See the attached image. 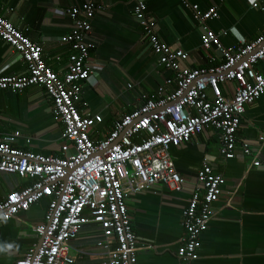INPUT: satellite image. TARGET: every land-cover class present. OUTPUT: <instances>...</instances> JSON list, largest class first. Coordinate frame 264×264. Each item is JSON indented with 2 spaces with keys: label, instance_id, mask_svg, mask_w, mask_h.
Masks as SVG:
<instances>
[{
  "label": "built area",
  "instance_id": "1",
  "mask_svg": "<svg viewBox=\"0 0 264 264\" xmlns=\"http://www.w3.org/2000/svg\"><path fill=\"white\" fill-rule=\"evenodd\" d=\"M127 1L158 63L173 75L157 89L155 97L143 95L137 108L116 120L109 133L96 141L91 140L90 132L103 120L97 114L81 113L79 106L84 85L95 74L89 63L93 46L86 38L98 5L90 1L65 11L71 22L64 38L70 54L62 74L47 66L39 44L0 14V40L25 64L23 74L0 77V92L41 88L51 102L54 120L62 127L63 141L60 156L35 155L15 146L16 135L0 133V173L31 180L30 185L7 194L0 202V225L48 200L45 222L28 225L40 237V245L29 249L15 264H74L71 242L88 224L100 229L96 249L105 255L104 264H138V243L126 198L156 185L179 193L184 180L174 167L171 150L207 130L215 135L223 160L234 159L239 147L244 155H252L254 167L260 165L258 152L252 154L249 144L239 141L237 134L246 107L264 93V31L248 43L226 48L219 39L224 32L203 27L202 50L220 52L221 56L215 57L218 62L210 67L191 69L183 66L187 53L161 41L144 1ZM181 6L201 27L219 18L216 6L202 11L188 0H181ZM251 7L264 14V0ZM256 143L259 149L264 148V132L259 133ZM224 183L210 162L202 160L182 215L178 264H193L199 259L200 237L214 216L212 206Z\"/></svg>",
  "mask_w": 264,
  "mask_h": 264
},
{
  "label": "crops",
  "instance_id": "2",
  "mask_svg": "<svg viewBox=\"0 0 264 264\" xmlns=\"http://www.w3.org/2000/svg\"><path fill=\"white\" fill-rule=\"evenodd\" d=\"M90 1L99 7L86 38L93 46L89 63L95 74L84 85L79 109L101 116L102 123L90 132L91 140L96 141L109 133L116 120L137 108L143 95L155 97L157 89L173 75L152 53L133 16L132 5L127 0H0V14L39 44L47 66L62 74L70 54L64 38L71 22L65 11ZM143 1L157 23L161 41L188 54L183 66L206 68L218 62L217 53L202 50V27L192 20L189 10L182 9L181 0ZM188 1L202 11L218 8L219 18L206 22L205 27L215 33L224 32L219 39L226 48L248 43L264 31V14L251 7L257 0ZM210 56L216 61L210 62ZM24 71L25 64L18 54L0 40V77ZM0 116V133L16 135L17 148L35 155H61L62 127L54 120L51 102L41 88L1 91ZM261 132L264 93L246 107L237 134L239 141L249 144L252 154L258 152L259 167H254L252 155H244L239 147L234 159L223 160L215 135L207 130L171 150L174 167L184 180L179 193L156 185L128 195L126 205L137 238L138 264H178L182 215L192 197L202 160L210 162L225 183L212 206L214 216L200 237L199 259L193 264H264V148L259 149L256 143ZM30 184L26 178L0 173V202L7 194ZM47 203L42 200L0 225V264H15L39 244L40 237L28 225L45 222ZM100 234L94 224L82 227L71 242L74 264H104L105 255L96 249Z\"/></svg>",
  "mask_w": 264,
  "mask_h": 264
},
{
  "label": "water",
  "instance_id": "3",
  "mask_svg": "<svg viewBox=\"0 0 264 264\" xmlns=\"http://www.w3.org/2000/svg\"><path fill=\"white\" fill-rule=\"evenodd\" d=\"M203 27H205V24H202V28H203ZM202 31H203V30H202ZM216 53H217L218 56H221V53H220V52H216ZM40 242H41V239H40ZM40 242H39V244H38L37 246L40 245Z\"/></svg>",
  "mask_w": 264,
  "mask_h": 264
}]
</instances>
